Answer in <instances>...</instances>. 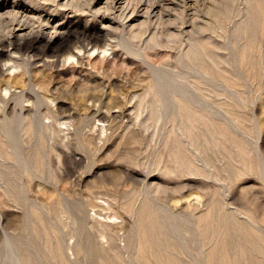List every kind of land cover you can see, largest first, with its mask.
Masks as SVG:
<instances>
[{"label":"rangeland","instance_id":"obj_1","mask_svg":"<svg viewBox=\"0 0 264 264\" xmlns=\"http://www.w3.org/2000/svg\"><path fill=\"white\" fill-rule=\"evenodd\" d=\"M162 73L209 104V177L161 171L179 101L164 91L155 123L139 100ZM0 146V264H264V0H0Z\"/></svg>","mask_w":264,"mask_h":264},{"label":"bare ground","instance_id":"obj_2","mask_svg":"<svg viewBox=\"0 0 264 264\" xmlns=\"http://www.w3.org/2000/svg\"><path fill=\"white\" fill-rule=\"evenodd\" d=\"M158 3V2H157ZM155 4H156V2H155ZM159 4V3H158ZM227 4H229V2L227 3ZM225 10V9H224ZM161 18V17H160ZM222 20V19H221ZM40 31V30H39ZM85 33V32H84ZM44 34V33H43ZM89 34V33H88ZM46 35V34H45ZM44 35V36H45ZM86 35V34H85ZM99 35V34H98ZM97 35V36H98ZM44 36H42V35H38V36H36L35 37V39H34V41H39V40H42L43 38H44ZM54 36V35H53ZM52 36V37H53ZM63 36V35H62ZM95 36V35H94ZM14 37H16V36H14ZM18 37V36H17ZM50 38V36L48 35L47 36V38ZM68 37V36H67ZM99 37V36H98ZM101 38V37H100ZM45 39V38H44ZM63 39V38H62ZM73 39V38H72ZM90 39V38H89ZM46 40V39H45ZM44 40V41H45ZM56 40V39H55ZM95 40V39H94ZM159 40V39H158ZM198 40H199V38H198ZM201 40V39H200ZM21 41V40H20ZM47 41V40H46ZM161 41V40H160ZM159 41V43H157V41H155L159 46H161L160 45V42ZM61 42V41H60ZM10 43V42H9ZM40 43H42V42H40ZM52 43V42H51ZM91 43V42H90ZM93 43V42H92ZM164 43V42H163ZM162 43V44H163ZM199 43H201V41H199ZM49 44V43H48ZM41 45V44H40ZM25 46V45H24ZM54 46V45H53ZM152 46V45H151ZM163 46H167V45H163ZM195 46H197V45H195ZM49 47H51V45L49 46ZM55 47V46H54ZM149 47V46H148ZM154 47V46H153ZM168 47V46H167ZM17 48V47H16ZM37 48V47H36ZM203 48H204V50L206 51V54H208V56H209V51L208 50H210V49H205L206 47L205 46H203ZM14 49V48H13ZM30 49V48H29ZM32 49V48H31ZM20 50V49H19ZM38 50V49H37ZM59 50V49H58ZM100 50V52L102 53V55L103 54H106V52H107V49L105 48V47H103V48H101V49H99V48H94L93 50H91L90 51V53L92 52H95V51H99ZM68 51H70V50H68ZM75 51V50H74ZM79 51H81L80 49H79ZM196 49H194L193 48V50H192V53L190 54V55H187V57H188V59H189V61L190 62H192L193 63V61H195L196 59H198L197 58V55H196ZM28 53V52H27ZM89 53V52H88ZM45 54H46V52H45ZM51 54V53H50ZM67 54V53H66ZM94 54V53H93ZM59 55V54H58ZM64 55V54H63ZM210 55H211V53H210ZM25 56V55H24ZM32 56V55H31ZM48 56V55H47ZM52 56V55H51ZM77 56V54H74V53H68V55L66 56L65 55V59H66V61L67 60H71L72 58H74V57H76ZM212 56V55H211ZM218 56V55H217ZM63 57V56H62ZM219 57V56H218ZM58 58V57H57ZM224 58V57H223ZM55 59V58H54ZM63 59V58H62ZM49 60V59H48ZM53 60V59H52ZM161 60V59H160ZM183 63L182 64H184V61H182ZM201 62V61H200ZM214 62V61H213ZM216 62V61H215ZM44 63H46V62H44ZM85 64V63H84ZM179 64H181V63H179ZM181 64V65H182ZM188 64V63H187ZM195 64V63H194ZM171 66H173V65H171ZM184 66V65H183ZM190 66V65H189ZM194 66H196V65H194ZM175 67V66H174ZM174 67H172V68H174ZM197 67V66H196ZM210 67V66H209ZM98 68V67H97ZM195 68V67H194ZM166 69V68H165ZM192 69V68H191ZM181 70H183V69H181ZM2 71V70H1ZM164 73H165V71H164ZM164 73H162L161 74V76H159L158 78H157V80L155 81V82H148V83H144L143 85H142V88H143V92L144 93H142L143 95L142 96H140V100H139V103H142V104H144V110H146V109H148V108H153V106L155 107L154 109H155V115H157L158 114V107H159V105L161 104V107H165V105H164V103H163V101H162V99H163V93H164V91H166V90H171L170 92H172V93H174V96H175V98L179 101V113H178V115H179V124H178V129L180 130V132H179V136H178V138H177V140L175 141V143H176V146H177V148H175L176 150H174V149H172V150H170V155H174V164L172 163V164H170V165H164L162 168L163 169H161V171H162V173L163 174H174V175H177V176H180V177H182V176H185V175H188L189 176V174L191 175H193V174H195V175H201V176H203V177H209V173H208V171L206 170V168H205V166L204 165H199V163H198V161H199V159L197 158V156H196V154H195V152H199L200 150L202 151H204V149H205V147H204V144H203V142H201V141H199L200 140V137H201V135L202 136H204V138H205V142H210V139H209V137L207 136V131L209 130V123H210V121H211V119L209 118V116H208V114L207 113H210L209 112V110H208V106H209V104H208V102H205L203 105H202V103L203 102H201V101H198V100H196V98L193 96V95H191V93L189 92V90L186 88V87H180L179 85L177 86V85H174V80H172L173 78H172V76L173 75H168L167 73L166 74H164ZM196 74H197V72H196ZM103 75V74H102ZM127 75H125V77H126ZM193 76V75H192ZM177 77L178 78H182V79H188V81L189 82H191V83H193V86H195L196 87V89L198 88V89H200V90H202L203 92V94H204V91L206 90V88H204V87H206L207 86V84L205 83L206 82V79H204L205 80V82H202V81H198L195 77H191V80H190V77H187V76H185V74H181V73H178L177 74ZM172 78V79H171ZM207 78V77H206ZM109 79H111V78H109ZM117 79V78H116ZM132 79V78H131ZM226 79V78H225ZM255 79V78H254ZM100 80V79H99ZM130 80V79H129ZM114 81V80H113ZM143 82V81H142ZM115 83V82H114ZM180 83V82H179ZM118 84V83H117ZM214 84V83H213ZM108 85V84H107ZM114 85V84H113ZM140 85V84H139ZM203 85V87H201ZM101 86V85H100ZM178 88V89H177ZM45 89V88H44ZM118 89V88H117ZM43 90V89H42ZM80 90V89H79ZM110 90V89H109ZM113 90V89H112ZM102 91V90H101ZM111 91V90H110ZM117 91V90H116ZM115 91V88H114V92H116ZM118 91H119V89H118ZM117 91V92H118ZM141 91V90H140ZM95 92V91H94ZM120 92H122V91H120ZM133 92V91H132ZM215 92V91H214ZM217 92H219V91H217ZM242 92V91H241ZM75 93V92H74ZM81 93V92H80ZM80 93H79V95H80ZM91 93V92H90ZM131 93V92H130ZM135 92H133V94H134ZM136 93H138L137 91H136ZM140 93V92H139ZM68 94V93H67ZM149 94H151L152 95V99H150V100H147V96L149 95ZM221 94V93H220ZM76 95V94H75ZM120 95H122L123 96V94H121L120 93ZM150 95V96H151ZM85 96V95H84ZM117 96H118V94H117ZM117 96H113V95H111L110 97H111V99L113 100V103L118 99L117 98ZM124 96H126V95H124ZM129 98H130V96H128ZM79 98V97H78ZM121 99V98H120ZM120 99H118V100H120ZM126 99V98H125ZM88 100V99H87ZM91 100H93V99H91ZM96 100V99H95ZM80 101V100H79ZM117 103H118V101H116ZM116 102H115V104H116ZM120 102V101H119ZM137 102V101H136ZM135 102V103H136ZM81 103V102H80ZM125 103V102H124ZM134 103V104H135ZM95 104V103H94ZM83 106H84V104H83ZM119 105H117V107H118ZM121 106H124V105H121ZM111 107V106H110ZM115 108H116V106H114ZM127 107V106H126ZM92 108V107H91ZM122 108V107H121ZM11 110V109H10ZM61 110V109H60ZM108 110L109 111H111L112 112V110H111V108H108ZM114 110V109H113ZM132 110H134V109H132ZM139 109H137L136 111H134V112H136V115L135 116H140L141 115V113H142V109H140L139 111H138ZM28 111V110H27ZM107 111V110H106ZM108 111V112H109ZM119 111H121V110H119ZM118 111V112H119ZM128 111V110H127ZM225 111V110H224ZM11 112V111H10ZM15 112V111H14ZM30 112V111H29ZM105 112V111H104ZM235 112V111H234ZM21 113V112H20ZM13 114V113H12ZM104 114V113H103ZM106 114V113H105ZM119 114V113H118ZM113 115V114H112ZM125 115V114H124ZM133 116H134V114H132ZM235 115V114H234ZM47 116H48V114H47ZM115 116V115H114ZM126 117H127V115H125ZM117 117H119V116H117ZM129 117V116H128ZM144 117V116H143ZM105 118V117H104ZM110 118H112V117H110ZM106 119V118H105ZM145 119V118H144ZM159 119H160V115H157V116H155V118H154V121H155V123H157L158 121H159ZM65 120H67V119H65ZM110 120V119H109ZM134 120H135V118H134ZM168 120V119H167ZM18 121V120H17ZM166 121V120H165ZM217 121H219V120H217ZM202 122V123H201ZM223 122V121H222ZM20 123V122H19ZM60 123H61V121H60ZM59 124V123H58ZM182 124H183V126H182ZM200 124H205V128L206 129H208V130H205V132L203 131L201 134H199V133H194V130L196 129V131H200V128H199V125ZM61 125H63V124H61ZM139 127V126H138ZM224 128V127H223ZM225 129V128H224ZM226 131V130H225ZM26 133H28V132H26ZM171 133V132H170ZM29 134V133H28ZM221 137V136H220ZM54 140V139H53ZM145 140V139H144ZM221 140V139H220ZM37 141V140H36ZM3 142V141H2ZM42 142V141H41ZM231 142V141H230ZM4 143H6V142H4ZM27 143V142H26ZM37 144V143H36ZM171 144V143H170ZM28 146V145H27ZM189 146L191 147V148H193V149H191V148H189ZM206 146V145H205ZM1 147V149H2V146H0ZM31 147V146H30ZM166 148H168V147H166ZM44 149V148H43ZM2 151H3V149H2ZM7 151V150H6ZM4 152V151H3ZM8 152V151H7ZM122 153V152H121ZM163 153V152H162ZM168 153V152H167ZM5 154V153H4ZM125 154V153H124ZM6 155V154H5ZM9 155V154H8ZM119 155V154H118ZM126 156V155H125ZM131 156V155H130ZM130 156H128V158H130ZM61 157V156H60ZM120 157H122V156H120ZM119 157V158H120ZM132 157V156H131ZM136 157V156H135ZM205 157V156H204ZM8 158V157H7ZM23 158V157H22ZM23 159H25V158H23ZM118 159V158H117ZM121 159V158H120ZM15 160V159H14ZM49 160V159H48ZM132 160H133V158H132ZM135 160V159H134ZM204 160V159H203ZM117 161V160H116ZM123 161V160H122ZM16 162V161H15ZM204 162L206 163V160H204ZM135 163V162H134ZM38 164V163H37ZM169 164V163H168ZM253 164V163H252ZM251 164V165H252ZM39 165V164H38ZM43 165V164H42ZM52 165H53V163H52ZM207 165V164H206ZM212 165V164H211ZM223 165V164H222ZM247 165H248V163H247ZM41 165H39L38 167H40ZM51 166V165H50ZM49 166V167H50ZM248 166H250V165H248ZM43 167H41V169H42ZM46 168V167H45ZM58 168V167H57ZM240 168H242V167H240ZM214 169V168H213ZM238 169V168H237ZM258 169V168H257ZM43 170V169H42ZM44 171H45V169H44ZM161 171H159V174H160V172ZM219 172V171H218ZM242 172H243V170H242ZM260 172V171H259ZM239 174V173H238ZM162 175V174H161ZM168 176H170V175H168ZM55 177V176H54ZM61 178H62V176H61ZM103 180V179H102ZM57 181V180H56ZM138 182V181H137ZM59 184V183H58ZM105 184V183H104ZM148 184V183H147ZM37 185H39V184H37ZM106 185V184H105ZM59 186V185H58ZM209 186H210V184H209ZM21 187V186H20ZM63 187V186H62ZM164 187V186H163ZM39 188V187H38ZM116 188H118V187H116ZM139 188V187H138ZM217 188V187H216ZM107 189H109V188H107ZM43 191V190H42ZM54 193V192H53ZM152 193H154V192H152ZM13 194V193H12ZM108 195V194H107ZM225 195V194H224ZM16 196V195H15ZM222 196H223V194H222ZM181 197H183V196H181ZM214 197V196H213ZM15 198H18V196L17 197H15ZM20 198V197H19ZM172 199V198H171ZM222 199V198H221ZM90 200V199H89ZM180 200V199H179ZM209 200V199H208ZM54 201V200H53ZM89 202V201H88ZM91 202V201H90ZM176 202V201H175ZM208 202H211V201H208ZM221 202V201H220ZM225 203H226V201H225ZM124 204H127V203H124ZM123 204V205H124ZM214 204H217V203H214ZM214 204H209V205H214ZM90 205V204H89ZM95 205V204H94ZM149 205V204H148ZM107 206V205H106ZM131 207L130 205H127V207ZM215 206H218V205H215ZM224 206V205H223ZM109 207H110V205H109ZM153 207V206H152ZM155 207V206H154ZM211 207H213V206H211ZM132 208H134V207H132ZM156 208V207H155ZM209 209V208H208ZM218 209H221L220 207L218 208ZM224 209V208H223ZM132 210V209H131ZM131 210H130V208H129V211L131 212ZM148 210V209H147ZM146 210V211H147ZM237 210V209H236ZM128 211V212H129ZM145 211V210H144ZM214 211V210H213ZM221 211V210H220ZM129 212V213H130ZM140 212V211H139ZM150 212H152V211H150ZM149 212V213H150ZM223 212V211H222ZM227 212V211H226ZM250 212V211H249ZM140 213H142V212H140ZM206 213H209V211H206L205 212V214H203L202 213V215H206ZM229 213V212H228ZM251 213V212H250ZM116 214V213H115ZM115 214L113 215V216H115ZM147 214V213H146ZM146 214H145V216H146ZM167 214V213H166ZM221 214V213H220ZM210 215V214H209ZM209 215H207V216H209ZM215 215V214H214ZM138 216H139V213H138ZM143 217V218H146V217ZM199 216V215H198ZM112 217V216H111ZM152 217V216H151ZM215 217V216H214ZM214 217L212 218L211 216H209V218H212V220H214ZM106 218V217H105ZM167 218H169V220H171V217L169 216V217H167ZM203 217L201 216V219H202ZM110 219H112V218H110ZM110 219H108V220H110ZM166 219V218H165ZM200 219V220H201ZM204 219H207V218H204ZM237 219V218H236ZM96 220V219H95ZM99 220V219H98ZM116 220V219H115ZM199 220V219H198ZM211 220V221H212ZM100 221V220H99ZM202 222H203V220H201ZM205 221V220H204ZM211 221H209V222H211ZM148 222V221H147ZM201 222V223H202ZM208 221L206 220V222H204V223H207ZM220 222V221H219ZM103 223V222H102ZM110 223V222H109ZM201 223H199V225H201ZM247 223V222H246ZM97 224L98 223H96V225L95 226H97ZM208 224V223H207ZM218 224H220V223H218ZM103 225V224H102ZM107 225H108V222H107ZM222 225H224L223 223H222ZM180 226V225H179ZM195 226H197V224L195 225ZM203 226H206V225H204L203 224ZM203 226H202V228H203ZM94 226H92V228H93ZM143 227V226H142ZM181 227V226H180ZM199 227V226H198ZM94 228H96V227H94ZM201 228V227H200ZM204 228H208L207 226L206 227H204ZM218 228V227H217ZM139 229H140V227H139ZM138 229V230H139ZM142 229H144V232H149V231H151V233H153V234H151L152 235V238L153 237H155L156 238V236H153L155 233H158L159 231V233H161V231H162V225H161V223H160V221H156L155 222V220H153L152 222H150V224H149V226H147V228H142ZM220 229L222 230V227H220ZM94 230V229H93ZM95 230H97V229H95ZM157 230V231H156ZM185 230V229H184ZM212 230V229H211ZM216 230V231H215ZM215 230H213V231H215V232H213V233H215V235H217V229H215ZM252 230V229H251ZM156 231V232H155ZM204 231V230H203ZM244 231V230H243ZM250 231V230H249ZM170 231L168 230V233H169ZM185 232V231H184ZM212 232V231H211ZM97 233H99L98 231H97ZM201 233H203V232H201ZM241 233V232H240ZM173 234V233H172ZM207 234V233H206ZM212 234V233H211ZM218 234H220V233H218ZM223 234V233H222ZM255 234V233H254ZM175 235H176V233H175ZM253 235V234H252ZM211 236H213V235H211ZM217 236H219V235H217ZM256 236H257V234H256ZM168 237H169V235H168ZM204 237V236H203ZM214 237V236H213ZM252 237V236H251ZM212 238V237H211ZM224 238V237H223ZM239 238V237H238ZM263 238V240H264V237H262ZM165 239V238H164ZM170 239V238H169ZM205 239H207V238H205ZM215 239H217L216 238V236H215V238L213 239V240H215ZM222 239V238H221ZM154 240V242H155V239H153ZM167 240V239H166ZM165 240V241H166ZM202 240V239H201ZM225 240V242H226V239H224ZM142 241H143V239H142ZM141 241V242H142ZM147 241V240H146ZM232 241V240H231ZM235 241V240H234ZM238 241V240H237ZM254 241H256V240H254ZM151 242V241H150ZM153 242V243H154ZM156 242H157V240H156ZM202 242H205V241H202ZM208 242H211L210 240L208 241ZM214 242V241H213ZM224 242V241H223ZM245 242V241H244ZM247 242V241H246ZM257 242V241H256ZM264 242V241H263ZM158 243V242H157ZM161 243V242H160ZM174 243V242H173ZM187 243V242H186ZM215 243V242H214ZM214 243L212 244V246H214ZM217 243V242H216ZM220 243V242H219ZM146 244H148V243H146ZM204 244V243H203ZM245 244V243H244ZM250 244V247H251V243H249ZM139 245V244H138ZM137 245V248L139 247ZM145 245V244H144ZM163 245H164V243H161V244H159L158 243V251H157V254H159V255H157L156 257H159L160 258V256L162 257L163 256V253H162V250H163ZM202 245V244H201ZM223 245H225V244H223ZM232 245V244H231ZM239 245V244H238ZM255 245V244H254ZM253 245V246H254ZM262 245V244H261ZM175 246V245H174ZM228 246H230V245H228ZM233 246V245H232ZM252 246V247H253ZM169 247V246H168ZM175 247H177V246H175ZM181 247V246H180ZM221 247H224V246H221ZM254 247H256V246H254ZM254 247L252 248V249H254ZM259 247H261V246H259ZM178 248V247H177ZM168 249V248H167ZM226 249V248H225ZM252 249H250V250H252ZM256 249H258V248H256ZM148 250H151V253L152 254H150V253H148L147 254V251L145 252L146 253V255L147 256H149L150 257V255H154L153 254V249H148ZM169 250H171V249H169ZM169 250H167V251H169ZM211 250H213V249H211ZM175 251V250H174ZM179 251H180V249H179ZM244 251V250H243ZM264 249L262 250V253L261 254H263L264 252ZM221 253H220V255H222L223 256V254H222V250L220 251ZM225 252V251H224ZM227 252V251H226ZM250 252V251H249ZM258 252V251H257ZM156 253V252H155ZM210 253H211V251H210ZM213 253V252H212ZM138 254H143V253H138L137 252V256H138ZM186 254V253H185ZM184 254V255H185ZM226 254V253H225ZM258 254H260V253H258ZM62 255V254H61ZM156 255V254H155ZM154 255V256H155ZM227 255V254H226ZM233 255V254H232ZM235 255H237V254H235ZM244 255V254H243ZM144 256V255H143ZM141 257V258H145V257ZM214 256V255H213ZM219 256V255H218ZM227 256H229V255H227ZM255 256V255H254ZM260 256V255H259ZM156 257H150V258H147L148 260H151V258L152 259H156ZM174 257H176V256H174ZM174 257L173 256H168L167 258H166V260H165V263H161V264H175L174 263V261H175V259H174ZM206 257V256H205ZM216 257V256H215ZM245 257V256H244ZM263 257V256H262ZM138 258H140V257H138ZM162 258H165V257H162ZM218 258H220V256L218 257ZM228 258V257H227ZM261 258V257H260ZM209 259V258H208ZM215 258L213 257V260H214ZM223 259V258H222ZM232 259V258H231ZM252 259H253V257H252ZM256 259V258H255ZM257 259H259V258H257ZM158 260V259H157ZM220 259H218V261H219ZM261 260H262V258H261ZM153 260H151V261H149V262H152ZM189 261H190V259H189ZM221 261V260H220ZM219 261V262H220ZM231 261V260H230ZM235 261H237V260H235ZM235 261H233V259H232V261L231 262H235ZM257 261V260H256ZM143 262H145L144 260H143ZM155 262H158V261H153V264H155ZM225 262V261H224ZM262 262V261H261ZM64 264H65V262H63ZM146 263L147 264H149L148 263V261H146ZM223 262H221V264H222ZM227 263H229L228 261H227ZM217 264H219V263H217ZM250 264V263H249ZM253 264V263H252Z\"/></svg>","mask_w":264,"mask_h":264}]
</instances>
